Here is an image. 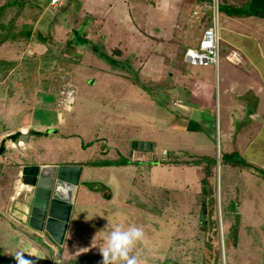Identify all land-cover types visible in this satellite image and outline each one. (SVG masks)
<instances>
[{"label": "rangeland", "instance_id": "1", "mask_svg": "<svg viewBox=\"0 0 264 264\" xmlns=\"http://www.w3.org/2000/svg\"><path fill=\"white\" fill-rule=\"evenodd\" d=\"M82 1L86 3L83 5ZM246 1L215 0L214 4H209L205 0H66L57 10L48 4V0L38 1V5L34 0H22L24 5L20 1L7 2L5 10L24 6L26 9L28 6L33 12L27 21L35 22L36 28L44 27L45 30L53 20L59 23L53 37L50 31L44 33L47 44L42 52L49 50L23 62L10 60L12 55H19L20 47L2 46L5 37L7 42V38L14 35L12 25L15 20L9 27L0 24V131L30 121L53 126L32 132L31 141L35 142L28 145L24 156L15 142L9 152L13 158L27 163L40 161L45 156L56 160L79 159L86 165L83 178L93 184L92 188L82 191L86 206L80 208L82 213L72 225L75 241L72 242L71 237L65 244L58 243L51 249L39 239L33 242L34 252L43 251L38 258L39 264H45L44 252L47 254L46 264L51 261H55L54 264H100L99 245L103 243L108 228L118 223L134 224L143 229L144 239L134 248L140 264H233L228 247L235 241L240 242L236 264L262 261L261 246L257 244L264 239V225L261 226L256 218L259 214L257 202L264 197L261 142L256 143L259 149L255 151L253 146L246 145L241 156L233 155L234 159L247 165H239L240 169L233 170L230 176L222 172L218 149L215 170L205 184L206 156L197 155V151L205 147L209 148L207 153L212 147L217 151L218 141L223 149L233 146V143L229 144L235 139L230 133L232 119L229 115L231 118L232 115L223 107L219 122L222 130L217 134L215 119L199 117V109L191 113L179 106V100L185 98L189 107H195L193 100L200 93L197 90L201 91L200 94L210 95L216 87L215 65H192L185 61L186 49L197 47L204 30L215 22L212 6H216V2L239 6ZM68 6L77 7V15H62L63 7L67 10ZM76 16L81 23L74 25ZM83 21L87 24L84 25ZM28 22L23 30L21 28L25 36L33 33ZM75 28L78 35L85 33L86 42L77 40ZM223 32L221 29V35ZM36 38L43 41L42 33L37 32ZM69 38L76 49L82 48L80 53L65 46ZM225 45L222 40L221 62ZM24 48L25 44L22 50ZM69 51L71 57L77 56L76 62L69 60V54L66 55ZM113 59L116 64L111 62ZM65 62L73 77L72 82L80 92L68 123L60 126L53 111L55 102L43 78L48 76L47 82L52 81L57 71L53 67L66 66ZM87 66L90 69H86ZM184 70L198 73L208 80L200 84L189 82L187 93L183 88ZM42 83L47 95L40 94L36 99ZM172 97V103L177 106L173 118L168 114ZM234 100L232 97L227 99L229 104ZM37 102L41 109H32ZM215 108L213 106V110ZM177 117L198 123L205 131L209 129L211 137L204 134L196 137V133L190 130L180 131L179 135L175 130ZM233 120L238 129L248 121L247 117H234ZM143 136L153 138L141 139ZM261 139L264 140V136ZM143 140L163 141L173 149L180 144L188 149L185 153L180 151L171 161L158 155L156 161L125 163V157L130 160L131 150L149 143ZM23 141L19 140L21 144ZM142 149L146 152L143 157L150 158L148 152L152 149ZM3 155L0 152V205L15 213L18 210L14 206L16 201L10 198L20 185L18 176L26 173L28 181L33 183L27 170L31 164L21 169L12 160L11 166ZM249 159L258 166L249 164ZM20 188L23 190L26 186L22 184ZM19 200L29 203L30 199L23 192ZM131 209L134 213L129 214ZM23 210L26 219L29 207L20 204L18 213L21 215ZM0 231V257L16 260L17 248L18 253H22L29 242L13 247L19 241L15 235L10 238ZM241 247L246 249L243 251L248 255L247 261L239 251ZM184 255L188 256L186 261Z\"/></svg>", "mask_w": 264, "mask_h": 264}, {"label": "crops", "instance_id": "2", "mask_svg": "<svg viewBox=\"0 0 264 264\" xmlns=\"http://www.w3.org/2000/svg\"><path fill=\"white\" fill-rule=\"evenodd\" d=\"M17 1H20L21 4H23L22 0H9V1L0 0V11H1L0 24L1 25L6 24V26L8 25L9 27L10 24H13V20H15L14 25H12V31L14 32V35L10 36V39L7 38V40L9 41L5 42L6 40H4V42L2 43V46L10 47L12 49H14V47H20V50H18L19 55L18 56L12 55V57H10L11 58L10 60L23 62V60L28 61L32 57H38L39 56L38 53L40 52L42 53V55H44L49 50V49H46L44 52H42L43 47L47 44L45 43L47 38L44 33H49L50 31L51 32L50 34L52 35L53 33L54 35L55 26L59 23L53 20V22L52 23L50 22L49 23L50 25L46 27L45 30H44V27L36 28V26L33 25L35 22L31 23L27 21L29 20L28 18L30 17L29 15H31V13L33 12V11L31 12V10L29 11L28 6L26 9L24 6V8L22 9L8 8V10H5V6L7 2L11 4L13 2L17 3ZM34 1L37 2L36 5H38V3L41 2L42 0H34ZM82 3L84 5V3L86 2L82 1ZM216 3H219V2H216ZM65 7H63L64 14L62 15H65V13H67L68 15L70 13L77 15V7L72 8V6H68L67 10L65 9ZM212 7L214 8V11H215V6H212ZM85 8L86 7L84 6V9ZM73 16L71 17L73 18ZM58 17H60L59 14H58ZM219 20H220L221 41L224 40L226 45L224 46V50H223L224 57H223L222 62L219 56V62L217 65H215L216 78H215L214 85L216 87H213V90L211 91L210 95H206V93L200 94L201 91L197 90L200 93L195 98V100H193L194 104H196L195 107L193 106L189 107L188 106L189 103L183 97H182L183 98L182 100L181 99L179 100L181 102L179 104L180 108L187 109L188 111L190 110L191 113H194L196 109H199L198 111L199 117H203V118L207 117L208 119L210 118L212 120L215 119L216 128H218L216 129L217 134L219 133L221 134V130H222L219 127V122L221 120V112H222L223 107L225 108L227 112H229L232 115V118L229 115L230 119H232L230 121V124H231L230 133H232L233 136L235 135V139L231 140L229 144L233 143V146L228 147L227 149H223L221 141H218L217 151L214 149V147H212L210 149V152L208 153L207 151L209 150V148L207 149V147L203 149H199L197 151V155L199 156H209V157L216 158V159L218 158V149L220 153V158L222 157L221 154H224V153H228V154L237 153L239 154V156H241L243 149H244L243 147L246 145H251V147L253 146L255 148V149L253 148V150L255 151L259 149L257 148V145H256L257 142H261L262 148H260L261 149L260 151L264 150V140L261 139L264 136V132H262V130L264 129V18L259 17V16H230L224 12L219 11ZM58 21L60 22V18L58 19ZM26 22L31 24L33 27L32 28L33 33H31L29 36H25L22 33L23 31H21V28L23 30L25 24H27ZM76 23L78 24L81 23L79 19H77V16L75 18L74 25H76ZM83 24L86 25L87 23L83 21ZM221 29L224 30L222 35H221ZM74 30L75 32L77 31L76 28ZM1 31L2 29H0V33ZM37 32L42 33L43 41L37 40L36 38ZM70 41L71 39L69 38L66 41L65 46L71 47L72 52L75 51L76 53H80L82 48L80 50L76 49L73 45H71ZM42 43H45V44H42ZM24 44H25V48L22 50V46ZM71 51H69L66 55L69 54L68 55L69 60H72V62H76L75 58L77 56L75 55L71 57L70 56L72 53ZM55 54L57 55V53ZM168 61L170 60H167V62ZM187 63L190 64L189 62ZM65 64L66 66L63 64H60L57 66V68L53 67L54 71L55 70L57 71L54 73L55 76L52 77V81H50L49 83L47 82L48 76L47 78H43L45 80L44 82L47 83L49 86L47 88L50 93L49 95L52 96L53 101L55 102V104H53L54 106L53 111L56 113L57 121H58L57 123L60 126L68 123L69 114L74 112L76 104H77V100L79 98L78 95L80 92L76 84L72 82L73 77L70 75L68 63L65 62ZM86 69H90V66H87ZM129 69H131V65L129 66ZM184 71H185L184 75L186 76V79L183 83L184 84L183 88L186 90L187 93L189 91L188 89L189 82L200 84L202 81L208 80L198 73L196 74V73H193L192 71H187V70H184ZM57 74H59V76H57ZM224 81H225V86H224ZM39 88L40 89L37 90L36 99H38L40 94H46L45 90L47 91L46 87H43V83H42V86H40ZM214 88H216L215 91H214ZM175 92L176 94H178L177 91ZM177 97L180 98L181 96H177ZM230 97L235 99L233 104L236 107L233 106V104H229V101H227V99ZM173 99L174 98L172 97V99H170V102L168 104V108H169L168 114H171L172 118L174 117V115H176L175 111L177 112L176 110L177 106L175 105V103H172ZM248 105H250L249 108H248ZM213 106H216L215 110H213ZM37 108L39 110L41 109L40 106L38 105V102L35 104V106L32 109H37ZM210 111L212 112L208 113ZM233 111L235 113H232ZM170 112H172L173 114ZM212 113L215 115V117L214 115H211ZM236 113L238 116L236 115ZM234 117H236V119H238V117L239 118L247 117L248 121L245 125H243L241 129H238L237 125H235V121L233 120ZM175 122H177L178 124L175 130H176V133H179V135H180V131L186 132V130H190L196 133L195 135L196 137L199 134H204L206 136L211 137L209 133V129L207 130L208 132L205 131L204 127L200 126L198 123H194L193 121H190L188 119L187 120L180 119L179 117L176 118ZM51 127L53 126L48 125V123L46 124V123L34 122V121H30L26 125H18V126L13 125L12 127H7V129H2V131H0V146L3 145L4 151L2 152V154H4L3 156H5V158H7L9 162H11V166L13 165L12 163V160H13L17 163V165L19 164V167L21 169L30 164L35 165V166L37 165L42 166L44 164H55V165L64 164V165L82 167L81 175H80V184L77 186L75 194H74L73 209H72V213L70 216L66 236L63 242L65 244L68 240H71V239H72V242L75 241V236L72 237L73 235L72 225L75 224L76 221H78L77 217H79L80 214L82 213L81 209L86 206V200L83 197L84 195H82V191L83 190L85 191L86 189L88 188L90 189L93 187L92 186L93 184L89 180L83 178L86 165L83 164L79 159L61 158V159L56 160V159H53L52 157H47V156H45V158L41 159L40 161L27 163L23 160L20 161L19 158L18 159L13 158L14 155L11 152H9V150L12 148L15 142L17 143V148L21 151L22 155L24 156L25 151L28 149V145L30 143L35 142V141H31L33 140L32 132L37 131L38 130L37 128L41 130L42 129L47 130ZM172 128H175V126L172 125ZM21 132L26 133V134L30 133L28 140L23 141L22 144H21L22 140L21 142H19L18 140V135ZM14 134H18L17 137H11ZM143 138L152 139L153 137L151 138L147 136L141 137V139ZM190 140L191 139H189V142ZM143 141L149 142L148 140H143ZM243 143L245 145H243ZM146 147L152 149L151 152H148V154L150 155V158L148 159L143 157L144 155H146V152L142 148H146ZM175 147L176 148L173 149L172 147H170V145L164 143L163 141L159 143L157 140H154L147 144L145 143L143 146L139 145V147H135L133 150H131L130 160L128 159V157H125L124 158L126 161L125 163L129 161L146 162L151 159L156 161L157 160L156 158L158 157V155H162V156L164 155L166 159H168V161H171L173 160V158H175V155L180 153V151H183V153H185L188 149L187 147L185 148L181 147L180 144H176ZM216 152H217V155L215 154ZM11 154H12V158H11ZM254 160L257 162L256 158ZM162 162L166 163L164 161ZM249 162H250L249 164L253 166H258V164H255V162L252 159L251 160L249 159ZM1 165L2 164L0 163V166ZM105 165H107V163ZM117 165L121 166L119 163H117ZM262 166H264V163L262 164ZM222 169H223L222 170L223 173L224 172L228 173L230 176L231 173H233V170L240 169V167L239 165L233 166L231 164L222 163ZM205 176L206 175H204V172H203V179L205 178ZM20 178L21 176H18L17 180H19ZM231 183H232L231 181H229L228 183L230 187H232ZM31 190H32L31 186L29 185L28 186L26 185V188H24L23 190L20 188V185H19L14 190V193L11 196L10 200L16 201L14 206L18 208V210L15 213L11 211L10 209L3 208V206L0 205V230H2V233H4V236H9L11 238L13 235H15V237L19 240V241L15 240L16 244H13L12 245L13 247L14 246L16 247V245L22 246L26 242H29L28 247H24V248L22 247L23 248V252H22L23 258L30 261V264H39L38 258L41 256L43 251L38 250V254L36 253V251L34 252L33 242L39 239L49 249L56 247L58 243L55 242L51 237H49L46 234V232L45 233L38 232V231H35L33 228H31L28 225V220H29L28 215L26 219L25 217H23L25 214L24 210L21 215L18 213L20 204L22 205V207L23 206L27 208L29 207V203L27 202L25 203L19 199L23 192H26L27 199H30ZM105 197L108 198L109 195L108 196L105 195ZM257 205L258 206H256V208H259L258 209L259 214H257L256 218H257V221L261 223V226H263L264 225V197L260 201L257 202ZM131 212L134 213V210L131 209V211H129V214ZM90 221L91 219L88 220V223H90ZM257 245L261 246L260 250L263 251L264 239L261 243H258ZM238 246H240V242L235 241L234 244L232 245L229 244V247H228L229 249L228 251L231 253V260L233 264H236V260L238 259L237 254H236ZM257 248L259 247L257 246ZM243 249L244 248L241 247L239 251L244 255V258L247 261L248 255L244 252L246 249H244V251ZM18 252H19V248H17V253ZM10 253H12L11 250H10ZM46 255L47 254L45 252L42 255V258L45 257L44 258L45 264L47 263ZM187 257L186 255H184V261L187 260ZM1 260H4V259H1ZM10 262L11 261H9L8 264H10ZM54 262L55 261H51L50 264H54ZM253 264H261V262L256 261Z\"/></svg>", "mask_w": 264, "mask_h": 264}, {"label": "water", "instance_id": "3", "mask_svg": "<svg viewBox=\"0 0 264 264\" xmlns=\"http://www.w3.org/2000/svg\"><path fill=\"white\" fill-rule=\"evenodd\" d=\"M29 136L30 133L21 132L18 140L27 141ZM27 170L33 182L28 181L26 173L23 174V182L32 189L28 225L35 231L46 232L55 242L63 244L82 167L44 164L28 166ZM261 255V264H264V249Z\"/></svg>", "mask_w": 264, "mask_h": 264}, {"label": "clouds", "instance_id": "4", "mask_svg": "<svg viewBox=\"0 0 264 264\" xmlns=\"http://www.w3.org/2000/svg\"><path fill=\"white\" fill-rule=\"evenodd\" d=\"M22 184L27 185L23 182V175L20 185ZM143 239V229L134 224L125 226L118 223L109 227L103 237V243L99 245L102 256L100 264H140V259L134 254V248ZM15 259L17 264H30V261L23 258L22 253H17Z\"/></svg>", "mask_w": 264, "mask_h": 264}, {"label": "trees", "instance_id": "5", "mask_svg": "<svg viewBox=\"0 0 264 264\" xmlns=\"http://www.w3.org/2000/svg\"><path fill=\"white\" fill-rule=\"evenodd\" d=\"M205 2H208L209 4H214L215 0H205ZM218 9L220 12H224L230 16H259L264 18V0H248L246 1L244 4L239 5V6H235V5H231L229 3H218ZM77 34V32H76ZM78 39L77 40H81L86 42V38H85V33L82 34V32L80 33V35H78ZM84 38V39H83ZM6 37L3 39L5 40ZM0 40H2V37L0 38ZM104 57H107L103 54ZM112 63L116 64L117 61L116 60H112ZM18 134H14L11 137H17ZM3 145L0 148V152H3ZM237 154V153H224L221 157V163L223 164H231L233 166H238V165H247L246 162H241L239 159H234L233 155ZM200 162V160L198 161ZM204 162H206L205 164V173L206 176L204 178L205 180V184H207L209 182V177L213 175V171L215 170L214 168L216 167L217 164V159L216 158H212L209 156H206ZM208 162V163H207ZM249 165V164H248ZM205 191V190H204ZM205 193H207V191H205ZM204 193V195H206ZM212 194V192H210ZM213 195V194H212ZM210 199H213L212 196ZM2 258L0 257V261L2 262V264H8L9 261L10 264H17L16 260H1ZM13 261V262H12Z\"/></svg>", "mask_w": 264, "mask_h": 264}, {"label": "built area", "instance_id": "6", "mask_svg": "<svg viewBox=\"0 0 264 264\" xmlns=\"http://www.w3.org/2000/svg\"><path fill=\"white\" fill-rule=\"evenodd\" d=\"M65 0H50L55 7L63 5ZM220 20L218 3L215 6V22L204 31L197 47H188L185 51V60L193 65H217L220 56Z\"/></svg>", "mask_w": 264, "mask_h": 264}, {"label": "bare ground", "instance_id": "7", "mask_svg": "<svg viewBox=\"0 0 264 264\" xmlns=\"http://www.w3.org/2000/svg\"><path fill=\"white\" fill-rule=\"evenodd\" d=\"M48 4L53 7L54 10H57L60 8V6L55 7L54 5L50 4V0H48ZM97 4V3H96ZM93 6V5H92ZM205 31V30H204ZM204 33V32H203Z\"/></svg>", "mask_w": 264, "mask_h": 264}]
</instances>
